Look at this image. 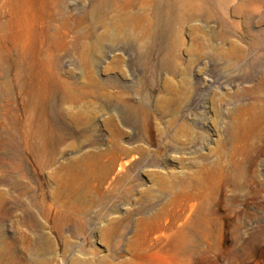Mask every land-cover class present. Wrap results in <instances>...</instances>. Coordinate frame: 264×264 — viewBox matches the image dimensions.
Returning a JSON list of instances; mask_svg holds the SVG:
<instances>
[{"label": "rangeland", "instance_id": "obj_1", "mask_svg": "<svg viewBox=\"0 0 264 264\" xmlns=\"http://www.w3.org/2000/svg\"><path fill=\"white\" fill-rule=\"evenodd\" d=\"M206 1L0 0V264H264V0Z\"/></svg>", "mask_w": 264, "mask_h": 264}, {"label": "bare ground", "instance_id": "obj_2", "mask_svg": "<svg viewBox=\"0 0 264 264\" xmlns=\"http://www.w3.org/2000/svg\"><path fill=\"white\" fill-rule=\"evenodd\" d=\"M178 0H168L167 6L164 8L162 5H158L155 12L153 13V21L158 20L163 15H170L172 11L176 7V3ZM194 1V0H193ZM204 2L199 5L198 3H192L194 6H191L189 2H183L182 7L186 10L189 6L195 8V9H202V7L208 3V1L203 0ZM178 5V4H177ZM258 7L254 6L248 7L245 4H239L236 7L233 8L232 14H243L247 15L248 13L253 12V10H257ZM197 15V14H196ZM122 18V17H121ZM181 19V18H180ZM188 19V18H186ZM119 22V21H118ZM194 29V28H193ZM205 34V33H204ZM203 35V34H202ZM201 35V36H202ZM197 41L202 45V49H205L206 47V41L204 38L201 39L197 38ZM23 45V49L20 50L22 53H20L19 60L16 62V67L19 72V78L20 83L22 87H27L29 89V98L30 103H32V108L37 107L38 105L42 107H46V104L48 103V100L46 97L42 100V96L39 92V73L37 71V61L35 58H31L30 54L26 50V38H23L20 42ZM244 46V45H243ZM16 47V46H15ZM239 48L240 54L244 53L245 49L239 45L237 42H230L229 46L224 49L218 50V55L227 59H230L233 55V53ZM247 50V49H246ZM246 53V52H245ZM15 63V62H14ZM9 65H13L12 62L8 60ZM48 73V72H47ZM261 85V84H260ZM51 87V86H50ZM44 88V87H43ZM46 89V88H45ZM44 92V91H43ZM49 92V91H48ZM263 97V95H262ZM264 103V102H263ZM247 106V105H246ZM259 106V105H258ZM255 108V107H254ZM262 109V108H261ZM258 110V109H257ZM248 111V110H247ZM31 112V111H30ZM249 112V111H248ZM35 113V112H34ZM256 116V115H255ZM41 118V117H40ZM45 120V119H43ZM245 120V119H243ZM41 122V121H40ZM42 127V126H41ZM40 129V128H39ZM41 130V129H40ZM233 130V129H232ZM261 130V129H260ZM240 131V130H239ZM232 133V132H231ZM244 134V133H243ZM42 135H44V143L42 146V153L44 156L50 155L52 153V150L54 149L56 143L61 140V136L58 135L55 136L54 134L50 132L43 131ZM233 136V135H232ZM235 138V137H234ZM238 138V137H237ZM40 148V147H39ZM242 153V152H241ZM126 161L120 162V168H124ZM91 166V165H90ZM123 170V169H122ZM205 170V169H204ZM203 172V171H202ZM185 178V177H184ZM184 182V181H182Z\"/></svg>", "mask_w": 264, "mask_h": 264}]
</instances>
